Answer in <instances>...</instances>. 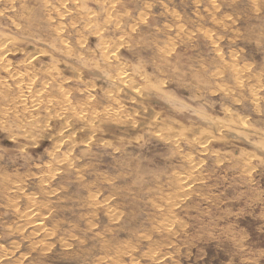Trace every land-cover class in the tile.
Listing matches in <instances>:
<instances>
[{
  "label": "rangeland",
  "instance_id": "374dc122",
  "mask_svg": "<svg viewBox=\"0 0 264 264\" xmlns=\"http://www.w3.org/2000/svg\"><path fill=\"white\" fill-rule=\"evenodd\" d=\"M0 48V264H264V0H0Z\"/></svg>",
  "mask_w": 264,
  "mask_h": 264
},
{
  "label": "bare ground",
  "instance_id": "6f19581e",
  "mask_svg": "<svg viewBox=\"0 0 264 264\" xmlns=\"http://www.w3.org/2000/svg\"><path fill=\"white\" fill-rule=\"evenodd\" d=\"M224 25V24H223ZM214 38V37H213ZM13 39V38H12ZM211 39V38H210ZM14 40V39H13ZM120 41H121V39H120ZM11 43V42H10ZM58 43H59V41H58ZM43 44V43H42ZM62 44V43H61ZM78 44V43H77ZM3 45V44H2ZM99 45V44H98ZM213 45V48L214 49H217L218 48V46H217V43H213L212 44ZM53 46V45H52ZM66 46V48L64 47V50H65V52L67 53V55H63V54H66L65 52H60V53H62V57H63V62H66L68 59L69 60H72L73 58H72V51L70 50V48L67 46V45H65ZM56 47V46H55ZM100 49H101V51L103 52L102 53V59H103V61H104V67H102L100 70H96L97 68L95 67H87V68H80L79 67V69H81V71H76L75 70V79H77V80H79L80 78H81V76L82 75H84V73H86V72H89L88 74H90L91 75V78H93V80L94 79H96V78H102L104 81H106V83L110 86V88L111 89H113L114 91H113V93H115V94H117L118 92H120L121 90H124V91H126L127 90V88H124L125 86H127V85H125L126 83H127V81H129V73L128 74H126V69H124L123 67H125V66H120V64L115 60L114 61V59L116 58V55L115 54H113V52H108L109 50H110V48L108 47V45H106L105 43L104 44H102L101 45V43H100ZM113 47V46H112ZM1 49V48H0ZM14 50V49H13ZM44 51V50H43ZM54 51V50H53ZM7 52V51H6ZM51 52V51H50ZM217 52V51H216ZM39 53V52H38ZM37 53V54H38ZM47 53H48V51H47ZM46 53V54H47ZM54 53V52H53ZM42 54V53H41ZM108 54H110V55H108ZM44 55V54H43ZM51 55H53V54H51ZM98 55H100V54H98ZM28 56V55H27ZM39 56V55H38ZM41 56V55H40ZM56 56V55H55ZM101 56V55H100ZM44 57V56H43ZM50 58V57H49ZM54 57H52V59H53ZM115 62H117L116 64H114ZM231 62V61H230ZM229 62V63H230ZM30 63V62H29ZM83 63V62H82ZM89 63V62H88ZM56 64V63H55ZM58 64V63H57ZM56 64V65H57ZM232 64H233V61H232ZM55 66V65H54ZM70 66H71V71H73L74 69H73V67H75V65L73 66V64L72 63H70ZM227 66V65H226ZM235 66V65H234ZM1 67V66H0ZM105 67H114L115 68V73L113 72V74H112V72H110V70L108 69V68H105ZM53 68V67H52ZM58 68V67H57ZM57 68H55L54 67V69H50L49 68V70L47 69L46 71H48V73H56V74H58V70H56ZM68 68V67H67ZM76 69V68H75ZM106 69H108V70H106ZM78 70V69H77ZM113 70V69H112ZM111 70V71H112ZM237 70V69H236ZM13 71V70H12ZM60 71V70H59ZM114 71V70H113ZM129 71V70H128ZM231 71V70H230ZM109 72V73H108ZM130 72H132V71H130ZM7 73L9 74V71H7ZM11 74V73H10ZM55 74V75H56ZM239 74V73H238ZM17 76V75H16ZM49 76V75H48ZM131 76V75H130ZM13 77H15V76H13ZM11 78V77H10ZM239 78V77H238ZM0 79H1V82H3L2 80V78L0 77ZM5 79V78H4ZM29 79V78H28ZM30 80V82H31V79H29ZM97 80V79H96ZM54 81V80H53ZM104 81H102V82H104ZM18 82V81H17ZM40 82V81H39ZM6 83V82H5ZM56 83V82H55ZM89 83V82H88ZM19 84V83H18ZM237 84H238V82H237ZM92 86H93V84H91ZM239 85V84H238ZM30 86V85H29ZM29 86L27 85V86H22V87H17L18 88V94H22L24 91H26L24 94H22V95H19V96H21V97H23V101H24V99L30 94L29 93V91H30V88H29ZM0 87H2V86H0ZM6 87V86H5ZM44 88V87H43ZM52 88V87H51ZM56 88V87H55ZM59 88V87H58ZM11 89V88H10ZM39 89V88H38ZM40 90V89H39ZM45 90V89H44ZM58 90V89H57ZM34 91V90H33ZM83 91V90H82ZM87 92V91H86ZM38 93V92H37ZM3 94V93H2ZM32 94V93H31ZM133 96V95H132ZM2 97H3V95H2ZM20 97V98H21ZM31 97V96H30ZM16 99V98H15ZM38 100V99H37ZM60 100V99H59ZM87 100V99H86ZM10 101V100H9ZM14 101V100H13ZM22 101V100H21ZM21 101H20V103H21ZM67 101V100H66ZM49 102V101H48ZM57 102V101H56ZM68 102V101H67ZM11 104V103H10ZM18 104V103H17ZM13 105V104H12ZM35 105V104H34ZM86 105V104H85ZM7 106H8V103H7ZM78 106V105H77ZM3 107V106H2ZM11 107V106H10ZM14 107H15V105H14ZM13 107V108H14ZM18 107V106H17ZM33 107V106H32ZM64 107V106H63ZM122 107V106H121ZM5 108H6V106H5ZM61 108V107H60ZM65 108V107H64ZM63 108V109H64ZM87 108V107H86ZM3 109V108H2ZM8 109V108H7ZM24 109V108H23ZM66 109H67V107H66ZM9 110V109H8ZM83 110V109H82ZM120 110V109H119ZM22 111V110H21ZM26 111H27V109H26ZM64 111V110H63ZM3 112H5V111H3ZM29 112V111H28ZM55 112V111H54ZM62 112V111H61ZM81 112V111H80ZM119 112V111H118ZM22 113V112H21ZM63 114V113H62ZM78 114V113H77ZM81 114V113H80ZM2 115V114H1ZM28 115V114H27ZM30 115V114H29ZM28 115V116H29ZM109 115H111V114H109ZM109 115H108V117H109ZM4 116V115H3ZM2 116V117H3ZM82 116V115H81ZM93 116H95V115H93ZM194 116V115H193ZM1 117V116H0ZM88 117V116H87ZM91 117V116H90ZM96 117V116H95ZM196 117L198 118V119H200V121L199 122H201V123H203V122H210V120H208L207 121V119L208 118H206V116H202V118L201 117H199V116H197L196 115ZM83 118V117H82ZM85 118V117H84ZM32 119V118H31ZM1 120V119H0ZM27 120H29V118H27ZM90 120V122L91 121H93V119L92 118H90L89 119ZM202 120H204L203 122H202ZM17 126V125H16ZM11 130V129H10ZM175 130H176V128H175ZM23 131V130H22ZM188 132V131H187ZM19 134V133H18ZM23 134V133H22ZM59 135V134H58ZM202 135V134H201ZM204 136V135H203ZM22 137V136H21ZM72 137V136H71ZM193 137V136H192ZM47 138V137H46ZM63 138H66L65 136L63 137ZM62 138V139H63ZM61 139V140H62ZM66 140H67V138H66ZM65 141V140H64ZM63 141V142H64ZM61 142V141H60ZM55 145V144H54ZM56 145H58V147H59V144H57L56 143ZM252 146L254 147V148H256V153L258 152L259 154H261V155H263L264 156V152L263 151H261V150H258L259 148H258V146H255V144L253 145L252 144ZM57 147V148H58ZM58 150V149H57ZM54 153V152H53ZM57 154V153H56ZM55 163V162H54ZM193 163V162H192ZM192 163H190L191 165H193ZM64 165V164H63ZM190 165V166H191ZM197 165V164H196ZM195 166V165H194ZM193 166V167H194ZM192 167V166H191ZM192 167V168H193ZM58 168V167H57ZM191 168V169H192ZM188 169H189V167H188ZM195 170V169H194ZM49 171V170H48ZM53 171V170H52ZM55 171V170H54ZM188 172H189V170H188ZM51 173H53V172H51ZM50 173V174H51ZM177 173V172H176ZM192 172H189V173H185V174H179V173H177L176 174V176H174V177H176L175 178V183H176V186H177V188H179V189H185V187H187L188 185H190V184H192V183H194V179L196 178H194L193 176H192V174H191ZM17 175V174H16ZM49 175V174H48ZM8 176V175H7ZM52 176V175H51ZM197 176V175H196ZM5 177V176H4ZM4 179V178H3ZM40 182V181H39ZM173 182V181H172ZM1 183H2V181H1ZM16 183V182H15ZM46 184V183H45ZM4 185V184H3ZM47 185V184H46ZM1 186V185H0ZM26 186V185H25ZM173 186V185H172ZM189 187V186H188ZM39 188H41L40 186H39ZM175 188V187H174ZM4 189V188H3ZM6 189V188H5ZM176 189V188H175ZM44 190V189H43ZM187 190V189H186ZM17 191H19V190H17ZM38 191V190H37ZM179 191H181V190H179ZM22 192V191H21ZM46 192V191H45ZM183 192V191H182ZM182 192H181V194H182ZM186 192V191H185ZM32 193V192H31ZM33 193H34V191H33ZM40 193V192H39ZM1 194V193H0ZM47 194H48V192H47ZM47 194H46V196H47ZM36 195V194H35ZM35 195H33V196H35ZM38 195V194H37ZM13 196V195H12ZM28 196V195H27ZM26 196V197H27ZM171 196V195H170ZM181 196H183V195H181ZM181 196H179V197H181ZM39 197H41V196H39ZM29 198V197H28ZM36 198V197H35ZM41 198H43V197H41ZM48 198V197H47ZM172 198V197H171ZM18 199V198H17ZM37 199V198H36ZM2 200V199H1ZM27 200V199H26ZM33 199H31V201H32ZM174 200V199H173ZM27 201H29V200H27ZM31 201H29L30 203H31ZM164 202H167V206H168V209L167 208H165V207H167L166 205H165V211H166V209L167 210H169V212L171 213L172 212V207L173 206H171V200H169V199H167L166 201H164ZM11 203V202H10ZM35 203V202H34ZM39 203V202H38ZM8 204V203H7ZM15 204V203H14ZM32 204V203H31ZM36 204V203H35ZM16 205V204H15ZM37 205V204H36ZM163 205V204H162ZM175 205V204H174ZM164 206V205H163ZM7 207V206H6ZM45 207V206H44ZM111 207V206H110ZM161 207V206H160ZM28 208V207H27ZM47 208V207H46ZM45 208V209H46ZM164 208H162V209H164ZM6 210V209H5ZM160 210V209H159ZM2 211V210H1ZM25 212H23L22 214H18L17 212H16V214H18V215H20V217L21 216H23L24 217V219L26 220V221H28V223H31L32 224V226H33V228H34V230L36 231V232H38V231H41L42 230V222H43V213H41L38 209H37V206L36 207H34L33 206V204H32V206L29 208V209H27V210H24ZM5 212V211H4ZM105 212H107V211H105ZM115 212V211H114ZM7 213V212H6ZM45 214H47V213H45ZM110 214V213H109ZM115 214V213H114ZM173 215V214H172ZM172 215H171V217H169V218H167V219H164L162 222H161V220H160V222L161 223H159L160 225L158 226L159 227V229L160 230H166V233L167 234H169L168 233V231H170L172 228H173V226H172V224L174 223V217H172ZM166 216H167V214L166 215H164L163 217L164 218H166ZM170 216V215H169ZM19 217V218H20ZM22 217V218H23ZM162 217V218H163ZM32 218H34V220H30V219H32ZM173 218V219H172ZM114 220V219H113ZM15 224V223H14ZM27 224V223H26ZM91 225V224H90ZM15 227V226H14ZM19 227V226H18ZM25 226H20L19 228L20 229H23ZM13 228V227H12ZM19 228H14V229H19ZM6 230V229H5ZM173 230H174V228H173ZM6 232V231H5ZM19 232V231H18ZM42 232V231H41ZM7 233H8V231H7ZM44 237H45V235H43ZM47 236V235H46ZM49 236V235H48ZM47 236V237H48ZM9 237V236H8ZM42 243V242H41ZM64 243V242H63ZM36 244L37 243H33L32 244V246L33 247H35L36 246ZM44 245V244H43ZM40 246V245H39ZM17 249V248H16ZM33 249V248H32ZM47 249V248H46ZM30 250V249H29ZM42 250V249H41ZM126 251V249L124 250V252ZM29 252V251H28ZM123 252V253H124ZM30 253V252H29ZM127 253V252H126ZM25 254V253H24ZM119 254H121V253H119ZM21 257H22V255H21ZM116 256H114V258H115ZM151 257V256H150ZM149 257V259H151ZM152 257H154V255L152 256ZM30 258V257H29ZM25 259V258H24ZM113 259V258H112ZM111 259V260H112ZM148 259V258H147ZM152 260V259H151ZM4 262V261H3ZM19 262H20V260H19ZM111 263H112V261H111Z\"/></svg>",
  "mask_w": 264,
  "mask_h": 264
}]
</instances>
